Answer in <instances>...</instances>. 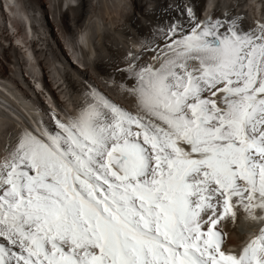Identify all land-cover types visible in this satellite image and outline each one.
Returning a JSON list of instances; mask_svg holds the SVG:
<instances>
[{"label": "snow or ice", "instance_id": "snow-or-ice-1", "mask_svg": "<svg viewBox=\"0 0 264 264\" xmlns=\"http://www.w3.org/2000/svg\"><path fill=\"white\" fill-rule=\"evenodd\" d=\"M200 7L128 51L125 103L88 83L6 133L0 264H264V18Z\"/></svg>", "mask_w": 264, "mask_h": 264}, {"label": "bare ground", "instance_id": "bare-ground-1", "mask_svg": "<svg viewBox=\"0 0 264 264\" xmlns=\"http://www.w3.org/2000/svg\"><path fill=\"white\" fill-rule=\"evenodd\" d=\"M188 2L0 0V145L6 133L15 132L17 125L22 127L24 120L51 123L52 112L41 105L34 81H42L43 89L63 114L64 110L76 111L88 83L125 103L117 92L105 87V82L119 80L116 69L124 67L128 51L142 40L151 39L157 26L164 27L178 17V8ZM197 2L203 17L211 10L213 0ZM219 2L223 10L233 0ZM240 3L237 11L247 15L248 23L264 18V0ZM64 4L69 6L65 10ZM72 55L80 60H72ZM26 58L30 60L26 62ZM243 240L244 236L236 231L228 237V242L235 245H242Z\"/></svg>", "mask_w": 264, "mask_h": 264}, {"label": "rangeland", "instance_id": "rangeland-1", "mask_svg": "<svg viewBox=\"0 0 264 264\" xmlns=\"http://www.w3.org/2000/svg\"><path fill=\"white\" fill-rule=\"evenodd\" d=\"M68 7H69V6H67V4H64V5H63V9H64V10H65V8L67 9ZM15 42L17 43V41H15ZM28 60H30V59H27V58H26V62H28ZM26 75H27V73H26Z\"/></svg>", "mask_w": 264, "mask_h": 264}]
</instances>
